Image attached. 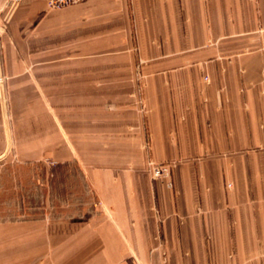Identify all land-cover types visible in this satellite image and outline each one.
Wrapping results in <instances>:
<instances>
[{
    "label": "crops",
    "instance_id": "crops-1",
    "mask_svg": "<svg viewBox=\"0 0 264 264\" xmlns=\"http://www.w3.org/2000/svg\"><path fill=\"white\" fill-rule=\"evenodd\" d=\"M12 1L0 0V23L8 20L0 78L10 92L40 94L56 79L71 78L70 93H129L141 62L153 156L203 159L174 171L176 198L164 183L152 187L142 168L122 161L94 167L91 180L112 214L82 228L68 246L50 245L44 264H264V0H83L55 10L46 0ZM97 105L80 116L88 150L115 141L116 151L136 149L142 138L121 119L125 112ZM49 106L48 131L40 124L31 134L57 147L70 141L67 116L59 115L67 111ZM13 125L24 134L20 123ZM153 196L169 246L153 242ZM25 236L23 226L0 230V264H26ZM40 251L33 245V253ZM154 252L169 255L152 262Z\"/></svg>",
    "mask_w": 264,
    "mask_h": 264
},
{
    "label": "rangeland",
    "instance_id": "rangeland-1",
    "mask_svg": "<svg viewBox=\"0 0 264 264\" xmlns=\"http://www.w3.org/2000/svg\"><path fill=\"white\" fill-rule=\"evenodd\" d=\"M7 21L6 18L1 20V36L8 34ZM23 32L26 34L23 38L29 37L27 25ZM30 41L28 39L26 42ZM244 52L250 53L252 50L249 47ZM135 70V77L131 79V92L100 93L98 95L70 93V90L75 89L71 85L74 79L71 78L56 79L57 85L42 87L40 94L31 93L32 90L13 94L8 86L6 87V78H0V82L5 83V90L0 94V230L13 228V226L15 228L24 227L26 264H44L50 258L48 252L50 245L55 244L58 248L68 246L67 241H70L72 237L80 238L79 233L82 228L105 223L100 221L103 219L100 216L112 214L111 209L98 195L94 180H91L90 171L94 167L99 166L101 170L105 167L110 169L122 161V166L132 168L133 171L142 168L152 187L155 188L158 183H164L176 198L179 197L180 191L175 187L174 171L182 165L203 160L161 159L153 156V141L149 129V114L152 113V109L147 106V78L141 74V62H137ZM67 80L70 81L67 82ZM205 80H208L207 76ZM97 102L103 105L105 112L106 109H109L108 112L112 111L110 108L114 104H116L117 112L120 110L125 112L121 111L125 114V118L121 119L126 123H132L129 130L134 132V136L142 138L137 143L136 149L116 151L114 147L112 148L117 143L115 141V143L104 142L102 148L100 143L99 148H97V143H93L95 147L88 150L87 142L81 139L79 133L82 126L80 116L86 109L96 112ZM49 103L58 107L66 106L58 110L67 111L59 115L67 116L62 122L66 123V126L63 125L64 128L70 131L67 135L70 141L58 142L57 147L54 145L50 147L47 140L34 141L33 138L36 135L31 134V130L38 129L40 124L48 131L51 115ZM81 105L82 108L85 107L82 111H80ZM16 122L20 123L24 134L16 133V127L13 125ZM10 129L11 135L8 134ZM68 146L74 147L76 155L67 156L71 152ZM124 148H126L125 143L122 144V149ZM114 152L131 157H124V159L108 157L109 153ZM86 154H101L102 156L101 158L82 157ZM232 187L233 184L228 179L225 182L228 195ZM157 204L158 201L153 196L150 211L155 214L158 221L153 242L157 247L169 246L171 245L169 239L163 236L164 221L158 217ZM184 224V220L181 219V225ZM138 239L144 245L143 239ZM189 240L192 244L195 242V239L190 238ZM243 241L246 242L247 239H242L237 244ZM38 243L41 251L39 254L33 253V245ZM3 255L4 253H0V258ZM168 255L154 252L150 256L152 262L164 263Z\"/></svg>",
    "mask_w": 264,
    "mask_h": 264
},
{
    "label": "built area",
    "instance_id": "built-area-1",
    "mask_svg": "<svg viewBox=\"0 0 264 264\" xmlns=\"http://www.w3.org/2000/svg\"><path fill=\"white\" fill-rule=\"evenodd\" d=\"M82 1L83 0H46V4L48 9L55 10V9L72 6Z\"/></svg>",
    "mask_w": 264,
    "mask_h": 264
}]
</instances>
